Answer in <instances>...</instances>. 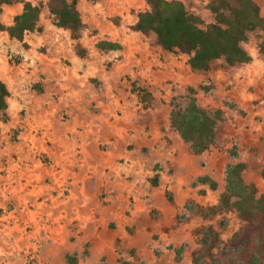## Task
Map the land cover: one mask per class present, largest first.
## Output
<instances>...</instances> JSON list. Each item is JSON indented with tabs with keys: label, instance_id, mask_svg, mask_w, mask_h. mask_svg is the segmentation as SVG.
I'll return each instance as SVG.
<instances>
[{
	"label": "rangeland",
	"instance_id": "obj_1",
	"mask_svg": "<svg viewBox=\"0 0 264 264\" xmlns=\"http://www.w3.org/2000/svg\"><path fill=\"white\" fill-rule=\"evenodd\" d=\"M23 1L11 0L2 6L0 18L5 26L22 11ZM29 1L42 5L39 29L26 33L22 42L7 31L0 32L3 78L12 88L8 108L0 110V264H71L68 256H75L76 264L117 263L120 259L133 264H193L191 254L201 246L203 228L211 227L228 240L243 223L236 209L205 218L189 213L185 204L191 200L204 207L217 203L225 187L226 169L237 161L246 163L245 181L257 186L258 195L264 193L263 31L250 32L242 42L252 56L249 68L219 59L208 71L198 72L190 68L189 55L166 50L154 32L134 31L127 24L121 50L101 52L105 71L118 70L120 78L121 106L115 118L94 121L103 135L96 149L109 158V164L101 157L84 160L80 150L49 153L54 142L44 133L49 122L29 120L30 111L20 97L40 94L46 78L50 96L56 97V80L36 66L37 55L51 58L57 53L67 67L69 51L80 56L88 50L99 51L97 42L111 37L105 30L122 35L117 29L121 16L107 17L97 25L83 11L84 26L76 40L70 29L55 25L50 0ZM144 1L143 10L150 9ZM209 1L184 3L190 13L209 23L214 21L207 8ZM255 1L264 16V0ZM248 71L249 79L244 77ZM96 78L91 83L100 89L104 82ZM133 81L150 96L145 99L133 92ZM200 84L211 88L198 90L199 104L210 110L220 108L223 116L215 142L195 154L170 126L169 113L172 98L184 103L188 87ZM60 114L61 123L69 118L65 112ZM29 126H34L32 132ZM28 164L36 179L23 178L21 169ZM51 165L57 179L46 171ZM74 167L90 170L88 184L80 180L76 187ZM102 168L105 172L98 177L95 170ZM155 174L157 185L151 182ZM202 175L215 179L217 188L198 182ZM47 182L54 183V189ZM180 247L178 255L175 249Z\"/></svg>",
	"mask_w": 264,
	"mask_h": 264
},
{
	"label": "trees",
	"instance_id": "obj_2",
	"mask_svg": "<svg viewBox=\"0 0 264 264\" xmlns=\"http://www.w3.org/2000/svg\"><path fill=\"white\" fill-rule=\"evenodd\" d=\"M150 9L137 14V22L132 29L141 33L154 32L157 42L166 50L189 55L188 64L193 71H208L214 61L223 59L226 64L248 63L250 53L242 46L250 32L261 30L264 33V16L255 0H210L207 8L214 15V21L205 23L197 15L190 13L182 0H147ZM11 0H0L2 6ZM79 0H50L49 10L54 23L60 28L70 29L72 37H80L84 26L77 8ZM42 12L41 3L23 1L22 11L13 18V23L5 26L0 18V32L7 31L11 38L24 41L25 34L39 29ZM97 47L102 50H117L122 46L118 42L100 40ZM264 52V36L260 43ZM210 85L189 86L185 102H175L169 114L170 126L177 131L191 151L201 154L208 150L217 137V126L223 116L220 108L207 109L201 106L196 94L199 89L209 90ZM133 92H139L143 98L150 96L145 88L138 87L133 81ZM10 91L0 79V110L8 108L7 98ZM246 163L237 161L226 169L225 187L217 203L201 206L191 200L185 204L191 214L212 217L222 211L236 209L243 220L241 227L228 240L219 237L211 227L203 228L201 246L192 251V263L203 264H264V193L258 195V188L247 183L243 172ZM264 178V166L261 170ZM157 174L151 178L153 185L158 184ZM197 181L217 188V181L209 175L197 177ZM172 200V195L167 194ZM216 249V251H214ZM179 255L182 247L175 249ZM71 264L77 263L75 256H68ZM97 264H133L130 260L120 259L117 263L100 262Z\"/></svg>",
	"mask_w": 264,
	"mask_h": 264
},
{
	"label": "crops",
	"instance_id": "obj_3",
	"mask_svg": "<svg viewBox=\"0 0 264 264\" xmlns=\"http://www.w3.org/2000/svg\"><path fill=\"white\" fill-rule=\"evenodd\" d=\"M144 5V0H79L77 8L80 14L83 11L86 12L87 19L90 23L97 25H100L102 19L107 20V17L121 16L117 29L122 32V35L117 36L113 32L105 30L104 33H109L111 37L102 40L118 42L122 46L121 40L125 39V36L128 35L125 31L126 25L129 24L132 27L137 22V14L140 11H144ZM133 9L134 12L131 13ZM98 50L96 52L97 54L95 51L88 50L83 56L69 51L68 59L71 64L67 67L61 64L60 55L57 53L51 55V58H41L40 54L37 55L40 60H36V66L46 70L50 74L52 73L53 78L56 80L54 85L56 97L50 96L52 92L51 86L48 78H46L43 90H39L41 91L40 94L29 99L24 97L20 98L25 99L24 106L30 111L28 116L29 120L49 122L44 130V133L54 141L53 145L48 148L50 149L49 153L53 154L54 152L59 155L70 151L72 154H76L80 150L84 160L90 156H93L95 159L101 157L104 163L108 162L110 164L109 158L101 155L96 149V141L99 137L103 138L101 137L103 135L101 134V130L94 126V121L115 118V112L120 109L121 100H119L120 98L117 92L120 78L116 75L118 74L116 72L118 70H114L113 72L115 73L109 72L112 74L105 71L106 60L105 57H102L101 52H117L121 49L102 50L99 48ZM3 56L4 54L0 50V79L5 82L3 78L6 76L3 70L5 66ZM249 66V62L243 63V67L249 68ZM249 75V71L244 73V77L247 79H249ZM96 77H98V81L104 82L100 89L91 83V79L94 80ZM5 84L11 93L12 88L6 82ZM60 112L69 114V118L63 123L60 121ZM110 127L113 128V126ZM31 128H34V126H29V132H32ZM28 158L30 159V157ZM50 168L52 169V165L49 168L46 167L48 173L52 172ZM89 171L86 167H74L75 177L73 176L72 181H74V184H77V188L80 180L84 184L86 182L88 184V179L92 177ZM95 171H97L95 173H99V177V175L104 174L105 169L102 168ZM21 172L24 174L23 178L25 179L31 177L32 179H36L37 177V174L32 170L31 164L22 168ZM53 176L55 179L58 177L54 173ZM46 186L54 189V183L52 182H47Z\"/></svg>",
	"mask_w": 264,
	"mask_h": 264
}]
</instances>
